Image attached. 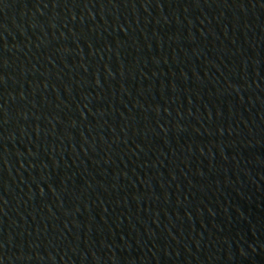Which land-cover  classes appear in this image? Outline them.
Listing matches in <instances>:
<instances>
[{
	"label": "water",
	"instance_id": "water-1",
	"mask_svg": "<svg viewBox=\"0 0 264 264\" xmlns=\"http://www.w3.org/2000/svg\"><path fill=\"white\" fill-rule=\"evenodd\" d=\"M0 264H264V0H0Z\"/></svg>",
	"mask_w": 264,
	"mask_h": 264
}]
</instances>
